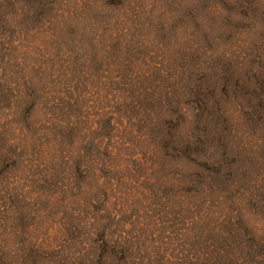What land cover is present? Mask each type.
I'll list each match as a JSON object with an SVG mask.
<instances>
[{
  "label": "rangeland",
  "instance_id": "obj_1",
  "mask_svg": "<svg viewBox=\"0 0 264 264\" xmlns=\"http://www.w3.org/2000/svg\"><path fill=\"white\" fill-rule=\"evenodd\" d=\"M0 264H264V0H0Z\"/></svg>",
  "mask_w": 264,
  "mask_h": 264
}]
</instances>
